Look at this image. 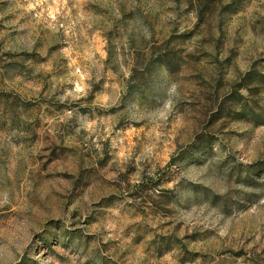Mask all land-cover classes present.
Instances as JSON below:
<instances>
[{"label":"rangeland","instance_id":"1","mask_svg":"<svg viewBox=\"0 0 264 264\" xmlns=\"http://www.w3.org/2000/svg\"><path fill=\"white\" fill-rule=\"evenodd\" d=\"M0 264H264V0H0Z\"/></svg>","mask_w":264,"mask_h":264},{"label":"trees","instance_id":"2","mask_svg":"<svg viewBox=\"0 0 264 264\" xmlns=\"http://www.w3.org/2000/svg\"><path fill=\"white\" fill-rule=\"evenodd\" d=\"M243 109H245V108H243Z\"/></svg>","mask_w":264,"mask_h":264}]
</instances>
